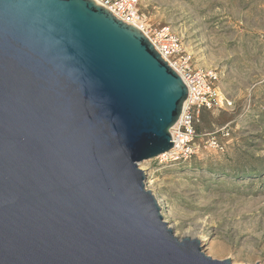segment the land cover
<instances>
[{
	"label": "water",
	"instance_id": "water-1",
	"mask_svg": "<svg viewBox=\"0 0 264 264\" xmlns=\"http://www.w3.org/2000/svg\"><path fill=\"white\" fill-rule=\"evenodd\" d=\"M186 96L93 0H0V264H233L174 235L139 166Z\"/></svg>",
	"mask_w": 264,
	"mask_h": 264
},
{
	"label": "rangeland",
	"instance_id": "rangeland-1",
	"mask_svg": "<svg viewBox=\"0 0 264 264\" xmlns=\"http://www.w3.org/2000/svg\"><path fill=\"white\" fill-rule=\"evenodd\" d=\"M140 9L153 27H171L195 67L217 71L232 101L201 111L190 160L140 162L146 187L178 238L199 239L213 259L264 264V0H141ZM211 137L223 150L204 147Z\"/></svg>",
	"mask_w": 264,
	"mask_h": 264
},
{
	"label": "built area",
	"instance_id": "built-area-1",
	"mask_svg": "<svg viewBox=\"0 0 264 264\" xmlns=\"http://www.w3.org/2000/svg\"><path fill=\"white\" fill-rule=\"evenodd\" d=\"M109 10L122 22L135 26L147 37L156 52L180 76L187 89L177 122L170 128L172 148L165 152L170 160L187 161L198 154L196 123L203 110L230 107L232 101L221 95L219 75L213 69L195 67L191 56L183 47L179 36L170 26L153 27L141 12V0H93ZM204 147L223 150L213 138ZM162 156H165V155Z\"/></svg>",
	"mask_w": 264,
	"mask_h": 264
},
{
	"label": "bare ground",
	"instance_id": "bare-ground-1",
	"mask_svg": "<svg viewBox=\"0 0 264 264\" xmlns=\"http://www.w3.org/2000/svg\"><path fill=\"white\" fill-rule=\"evenodd\" d=\"M149 19V18H148ZM164 155H166V154H164ZM147 182V181H146ZM160 203V202H159Z\"/></svg>",
	"mask_w": 264,
	"mask_h": 264
}]
</instances>
